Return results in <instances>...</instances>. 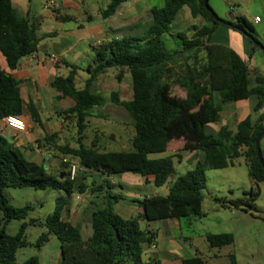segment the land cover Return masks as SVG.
<instances>
[{
	"label": "trees",
	"instance_id": "obj_1",
	"mask_svg": "<svg viewBox=\"0 0 264 264\" xmlns=\"http://www.w3.org/2000/svg\"><path fill=\"white\" fill-rule=\"evenodd\" d=\"M12 1L0 0V118L21 116L19 82L8 71L15 70L22 58L34 54L41 39L36 27L18 15ZM126 1L110 0L100 12L101 17L113 15ZM183 7L189 9L192 18H201L203 24L191 27V37L177 32L180 50L168 52L165 37ZM149 14L150 20L139 27L136 35L112 38L95 48L93 65L86 69L88 78L82 89L75 86L74 67L65 78L57 77L52 83L61 97L74 102L73 107L56 111V114L63 120L75 119L77 146H54L55 133L44 137L43 145L52 143L60 158L77 159L84 172L75 180H70L66 174L59 179L66 167L62 158L57 165L61 168L55 174L48 172L44 164L26 160L20 149L0 135V264H15L16 251L26 244L23 240L25 224L13 236L6 234V225L12 220H24L32 210L29 206H10L4 195L5 188H52L64 192L65 198L56 199L53 213L45 219L48 233L59 241L58 264H146L142 259L144 247L153 243L156 235L141 229L139 221L202 217L206 170L224 169L232 160L243 156L252 183H264V168L255 149V140L264 131V111L258 113L264 104V76L251 78L248 65L238 54L227 46L209 42L211 34L224 20L216 21V15L210 7H204L203 0H164L162 7H153ZM224 22L248 29V35L241 34L252 43L253 50L261 46L245 19L239 17L235 23ZM191 51H203L204 61L193 56V64L186 67L185 74L172 81L183 89L184 97H172V84L163 82L164 64L174 54ZM108 71L116 73L118 83L124 73L130 76L132 98L129 101L120 100L115 91L109 95L110 102L123 107L133 122L130 152H99L95 146L87 148L82 144L88 112L106 102L105 97L91 87ZM250 96L257 98L252 111V115H257L255 118L247 116L234 131L225 126L216 132L208 129L210 124L220 121L222 105ZM28 112L33 122L39 121L38 113L31 106ZM178 139L187 142L186 149L197 150L202 155L191 170L180 175L175 173L173 157L151 158V155L164 153L168 143ZM38 147L41 148L39 144ZM90 172L104 177L124 173L150 176L155 187L163 186L170 178L172 181L165 196L154 195L138 201L141 212L129 219L115 213L114 205L121 196L112 194L109 183L103 181L102 185L89 189L94 196L89 202L93 207L90 213L92 233L83 239L79 227L62 220L61 213L74 193L86 191L79 176ZM257 195V191L250 190L249 199ZM228 204L245 211L252 207L243 199ZM29 224L34 225L36 221L30 220ZM47 236L43 234L39 241H47ZM205 240L211 248H222L233 244L234 237L230 233L207 234ZM229 258L231 264H235L233 256ZM23 264H38V260L31 257ZM181 264L206 263L202 257L194 255L183 259Z\"/></svg>",
	"mask_w": 264,
	"mask_h": 264
},
{
	"label": "crops",
	"instance_id": "obj_2",
	"mask_svg": "<svg viewBox=\"0 0 264 264\" xmlns=\"http://www.w3.org/2000/svg\"><path fill=\"white\" fill-rule=\"evenodd\" d=\"M49 1H53L54 5L47 7L46 4ZM109 1L110 0H87V2L85 0H32L28 2L24 0L23 3H21L22 0L12 1V6L13 2L17 3V8H15V10L18 15L26 18L36 27L38 36H40L41 39L37 51L34 54L22 58L15 70L8 71V73L19 82V93L23 104L21 117L25 122L26 130L24 132H16L7 127L4 119L0 118V135L12 146L20 149L24 155H32L31 160L34 161L36 155H39V163L36 162L38 164L45 163L47 165L53 162L57 165L59 158L55 159L54 153L48 150L53 147V144L54 146L68 145L72 148L77 146L64 143V135L68 131L67 123H74V119L63 120V118L56 114V111H64L73 107L74 102L68 97H61L60 94L52 88L53 81L57 77L65 78L70 73L71 67H74L75 86L77 89H82L85 80L88 78L86 69L93 65L95 48L112 38L122 36L123 33L132 35L141 26L140 23L143 22L144 16L146 22L149 21L150 10L154 7L152 6L151 0H127L117 8L113 15L102 18L100 12L106 8ZM263 2L264 1H262L261 5L262 14L264 15ZM94 5L95 14L90 12L91 7H94ZM224 21L235 23L236 17ZM262 21V18L259 17V22L256 24H261ZM253 33L257 38L254 31ZM169 34L171 35V31ZM209 42L211 44L227 46L238 54L248 65L251 78L264 76V51L259 48L253 50L252 43L238 31L223 24L219 25L211 34ZM103 75H100L97 80L102 78ZM256 103V96H250L245 100L222 105L220 121L216 124H210V130L216 132L220 127L225 126L234 131L239 122L244 120L247 116L252 115ZM28 106H31L38 113V122H33L30 118ZM263 111L264 104L259 108L258 113ZM256 116V114L252 115L253 118ZM53 133L56 134L53 144L49 143L44 146V137ZM180 140H182V148L180 150L181 152L176 155V158H179L177 162L185 168L188 166L193 168L202 155L197 150L191 151L186 149L187 142L183 139ZM180 140L170 141L166 151L162 154H158L156 158H162L165 153L169 152V145L181 144ZM38 144L41 148L38 147ZM259 149L264 162V135L259 140ZM171 155L170 153L169 156ZM242 164L246 166L245 158L240 156L232 160L231 164L223 169L228 170L224 175L227 179V191H230L232 186L237 187L240 185L239 172L236 170ZM92 174H96V177H93L95 185H102L103 181H105L104 176L94 172H92ZM82 176H85V174H81L79 177ZM142 178L143 181L147 183L153 180L150 176ZM250 182L252 181L250 180ZM108 183L111 186L112 194L118 195L114 192L116 184L113 182ZM83 193L87 194V198H89L88 202L94 200V196L91 195L90 198V195H88L87 189ZM221 193L224 194V202L222 203L224 206H220L226 207L228 201L234 200V198L233 196H231L232 198H228L224 191ZM77 194L76 192L70 197L61 213V218L72 225L78 226L82 238L87 239L92 233L90 216L89 219L86 220L85 225L79 224V210L80 208L86 207L83 206L84 204H82L80 208L77 207L80 198L76 197L77 201H75V195ZM97 196L99 199L100 195ZM121 200H119L120 202L118 201L119 203L117 202L114 207V210L119 216L127 218L141 212L140 207H133L129 204L130 202H126L125 200V203L121 202ZM67 207L70 208L68 209L70 213L69 219L64 218ZM91 209H93V207H90V213ZM73 215L75 217L71 218ZM178 221L179 220L169 219L153 221L149 223L148 228L144 229L156 235L153 243L148 247H144L142 259L146 264H181L183 259L194 256L180 243L179 238L176 236L178 229L177 225L179 224ZM221 233L232 234L234 241L238 239L236 232L230 228L219 232H208L204 235ZM250 237L249 240H253L254 238V240L257 241V232L255 234L251 233ZM247 253L251 252L247 250ZM249 255L251 258L250 263L255 264L253 255ZM229 256L232 255L228 254V257ZM233 258L235 264L240 263L236 256L233 255Z\"/></svg>",
	"mask_w": 264,
	"mask_h": 264
},
{
	"label": "rangeland",
	"instance_id": "obj_3",
	"mask_svg": "<svg viewBox=\"0 0 264 264\" xmlns=\"http://www.w3.org/2000/svg\"><path fill=\"white\" fill-rule=\"evenodd\" d=\"M85 1L87 2V0ZM151 1L152 6L156 8H160L164 4V0ZM262 1L264 0H208V6L216 17L221 20H231L232 17H241L245 19L255 32L258 42L264 49V15L262 14ZM23 2L24 0H22L21 3ZM12 7L14 9L17 8V3L13 2ZM94 8L95 5L90 9V12L93 14H95ZM255 16L262 18L263 21L261 24H256L254 22ZM147 23L148 21L146 22L144 16L143 22L140 23V25H146ZM202 24L203 20L201 18H192L189 9L183 7L171 25V35L168 34V36L165 37V47L167 51L173 52L175 50H180V40L176 36L177 32H183L187 37H191V27L201 26ZM245 30L248 31V29ZM139 31L140 28L133 34H137ZM127 35L128 33H123L122 36H117V38ZM195 55L201 61H204L203 51L179 52L174 54L172 59L167 61L165 63L166 65L164 64L163 82L172 84L175 78L183 76L186 67L193 64V56ZM115 74L116 73L113 71H108L91 87L92 90L102 94L106 102L104 105L94 107L88 112L82 144L87 148L95 146L99 152L131 151L130 139L133 136V122L123 107L115 105L109 100L110 93L115 91L118 93L120 100L129 101L132 98L131 80L128 73H124L121 82L118 83L115 80ZM171 96L184 97V91L179 86L172 84ZM67 127L68 131L64 135V143L75 146L77 139L75 119L74 123H67ZM181 141L182 140H180V142ZM181 148L182 142L179 145H169V152L174 158L173 166L176 175L183 174L192 168L191 166L185 168L178 164L177 161L179 158H176V155L181 152ZM48 150L54 153L55 159L59 158L60 160L62 158H60V155L56 153L53 147ZM169 152L165 153L163 157L169 156ZM29 156L30 154L25 155L26 158ZM151 157L156 158L158 154L151 155ZM67 158L78 163L77 159ZM34 161L39 163V155H36ZM43 164L46 171L54 174L59 169L53 162L47 165L45 163ZM63 171L65 172V168ZM226 171L228 170H206L207 185L205 190H203V216H189L180 219L177 225L178 229L176 236L179 238L180 243L190 251L191 255L201 256L206 264H231L228 254L236 256L237 260L240 262L239 264H251L249 254L253 255L255 264H264V184H254L250 182L247 175V167L242 164L236 170L239 172L240 185L237 187L232 186V189L227 191V179L224 176ZM93 177H96V174H85V176L79 178V182H82L85 188L89 190L96 187ZM104 178L107 183L113 182L116 184L114 192L121 196V202H125L126 200V202H130L129 204L133 207H139L138 201L144 196H165L168 193L172 181L170 178L163 186L155 187L152 182L147 183L143 181V178L137 174L124 173ZM250 190L258 192L257 197L253 200L249 199ZM223 191L228 198H232L231 196H233L234 200L231 201L239 199L247 200L252 207L249 210L247 209V211L240 207L234 208L229 206V204L226 205V207H221L220 205L224 202V194L221 193ZM4 195L8 204L12 207L20 208L29 206L32 209L24 220H12L5 227L6 234L13 236L17 233L19 227L25 224L23 240L26 244L16 251L15 264H23L31 257H36L38 264H58L60 259L59 241L53 234L48 233V229L45 226V219L53 213L56 199L65 198L64 192L52 188L35 190L31 187H23L16 189L5 188ZM88 195H90L91 198L89 191ZM76 197H80L77 207L80 208L82 204L86 207L80 208L78 214L79 224L85 225L86 220H88L90 216L91 205L88 202L89 198H87V194L84 193L75 195V201H77ZM68 209L70 208L67 207L64 215L65 219L70 218ZM135 216L136 215H132V217L130 216L127 218L120 217L129 219ZM74 217L73 215L71 218ZM30 220L36 221V224H29ZM149 223L148 221L140 220V228L143 230L148 228ZM229 228L236 232L238 236L237 241H234L233 244L222 249L208 246L204 234L208 232H219ZM256 232L258 234V242L255 241L253 237V240H249V238H251V233L255 234ZM43 234L48 235V240L40 242L39 238ZM247 250L251 253H247ZM128 264L132 263L129 262Z\"/></svg>",
	"mask_w": 264,
	"mask_h": 264
},
{
	"label": "built area",
	"instance_id": "obj_4",
	"mask_svg": "<svg viewBox=\"0 0 264 264\" xmlns=\"http://www.w3.org/2000/svg\"><path fill=\"white\" fill-rule=\"evenodd\" d=\"M53 1H49L46 6L51 7L53 6ZM254 22H259V17H254ZM5 121V124L7 127L13 129L16 132H24L26 130V125L24 120L21 116L16 115H8L3 118ZM62 163L65 164V174L70 180H75L78 175L82 172H84V169L82 166L79 165V163L73 162L67 157H63L61 159Z\"/></svg>",
	"mask_w": 264,
	"mask_h": 264
},
{
	"label": "water",
	"instance_id": "obj_5",
	"mask_svg": "<svg viewBox=\"0 0 264 264\" xmlns=\"http://www.w3.org/2000/svg\"><path fill=\"white\" fill-rule=\"evenodd\" d=\"M203 5H204L205 8H208V7H209V6H208V0H203ZM214 19H215L216 21H219V18H218V17H215V16H214ZM222 24L228 26L229 28H231V29H233V30H235V31H238L239 33H242V34H244V35H248V33H247V31H246L245 29H241V28H239V27H236V26H234V25H232V24H230V23H226V22H224V21H222ZM246 37H247V36H246ZM257 47H258L259 49H261V50L264 51V49L262 48V46H257ZM263 134H264V131H263L262 133H260V135H258V137L256 138V140H255V149H256V155H257V157H258V159H259L261 165H262L263 168H264V162H263V160H262L261 153H260V149H259V140H260V138L262 137ZM31 157H32V155H30L29 157H27L26 160H28V161L31 160ZM58 164H59V162H57V165H58ZM58 168L60 169L61 167L58 166ZM64 174H65L64 172L61 173L60 176H59V179H62L63 176H64Z\"/></svg>",
	"mask_w": 264,
	"mask_h": 264
}]
</instances>
